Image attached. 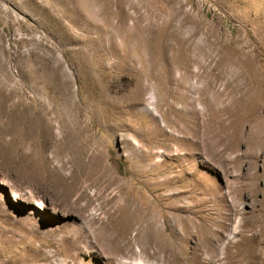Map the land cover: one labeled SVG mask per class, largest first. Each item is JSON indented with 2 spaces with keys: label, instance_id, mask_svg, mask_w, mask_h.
I'll use <instances>...</instances> for the list:
<instances>
[{
  "label": "rangeland",
  "instance_id": "rangeland-1",
  "mask_svg": "<svg viewBox=\"0 0 264 264\" xmlns=\"http://www.w3.org/2000/svg\"><path fill=\"white\" fill-rule=\"evenodd\" d=\"M246 260L264 0H0V264Z\"/></svg>",
  "mask_w": 264,
  "mask_h": 264
},
{
  "label": "bare ground",
  "instance_id": "bare-ground-1",
  "mask_svg": "<svg viewBox=\"0 0 264 264\" xmlns=\"http://www.w3.org/2000/svg\"><path fill=\"white\" fill-rule=\"evenodd\" d=\"M205 114V113H204ZM205 115H210V113H208V114H205ZM214 122V121H213ZM210 123H212V121L210 120V118L209 117H206V118H204V120H202L201 121V123H198L199 125L201 124V125H203L204 127H206L207 125H208V127H210L209 125H210ZM218 127V126H217ZM38 208H41V209H44L45 207L44 206H42V203H40V202H38ZM240 260V259H239ZM121 264H127L125 261L124 262H120ZM131 264H141L139 261L137 262V263H131ZM243 264H252L251 262H250V260L248 261V260H246V262L245 263H243Z\"/></svg>",
  "mask_w": 264,
  "mask_h": 264
}]
</instances>
